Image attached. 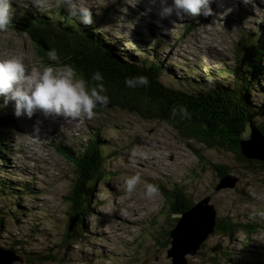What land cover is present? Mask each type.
<instances>
[{
  "label": "rangeland",
  "instance_id": "rangeland-1",
  "mask_svg": "<svg viewBox=\"0 0 264 264\" xmlns=\"http://www.w3.org/2000/svg\"><path fill=\"white\" fill-rule=\"evenodd\" d=\"M75 2L91 8L94 17L90 26L106 36L113 46L162 61L170 75L165 73L161 79L174 88L178 87L174 83L177 80L186 87L199 85V79H193L195 74H202L203 82L208 85L228 81L231 84L230 75H218L216 71L230 72L235 67V45L240 36H254L261 30L258 37L264 43V0L252 6L238 0H211L212 14L209 16L170 15L166 18L146 16L139 10L137 5L140 2L147 4L146 0ZM11 5L12 25L0 32V59L15 55L25 63L26 72L42 70L45 66H63L67 58L52 61L48 53L42 55L37 42L19 22L25 16L30 19L42 14L50 17L57 8L65 11L64 0H11ZM53 37L62 39L57 33H53ZM80 46L84 48V45ZM73 57L76 55L68 56ZM208 70H214V75H207ZM136 103L137 100L132 101V105ZM94 112L91 119L81 116L65 121L61 116L45 118L41 116L43 111L37 109L31 119L17 118L13 115L12 102L5 105L0 97V141L5 148L0 151V168L5 165L10 170L0 169L1 175L13 181L14 187L27 185L32 189L31 194L16 199L19 205H15V212L10 205L16 202L1 195L0 215L6 222L0 244L15 246L14 240L23 239L27 244L20 242L26 245V249L29 246L34 251L44 254L49 251L55 255L54 259H46L40 264H172L173 257L167 250L170 245L181 241L168 231L169 224L189 209L182 212L181 208L186 204L181 202V207L173 210L167 191L179 195L182 191L187 192L196 204L210 195L209 200L215 203L220 217L264 224V166L258 162L242 161L229 150L208 148L204 142L190 139L175 124L161 118L149 119L128 108L110 105ZM36 121L40 122L38 135L33 133ZM261 121L262 118L255 120L256 123ZM93 131L100 133L110 156L116 153L115 147L123 144L126 148H119L123 152L118 153L117 158L106 159L107 174L97 186L93 214L86 218L90 232L79 242L60 247L65 220L75 204L66 198L75 173L73 163L55 144L68 145L78 153ZM61 139L67 145L60 143ZM6 150L12 154L10 159ZM7 160H11L9 166L5 163ZM209 162L229 165L231 172L239 177L237 186L217 190L220 177L214 167L216 164ZM135 173L140 174V182L132 195L126 196L124 178ZM146 183L163 185L166 190L159 188L154 197L148 198L144 195ZM75 194L72 193V197H76ZM203 204L214 207L209 201ZM25 209L30 211L24 215L17 212L27 211ZM17 232L19 234L15 236ZM25 232L28 235L24 236ZM173 240L177 242L173 243ZM216 243L233 249L241 264H264V225L252 234L243 229L233 234L212 232L202 248L185 255L184 264H211V246ZM16 263L30 264L26 260Z\"/></svg>",
  "mask_w": 264,
  "mask_h": 264
},
{
  "label": "trees",
  "instance_id": "trees-1",
  "mask_svg": "<svg viewBox=\"0 0 264 264\" xmlns=\"http://www.w3.org/2000/svg\"><path fill=\"white\" fill-rule=\"evenodd\" d=\"M53 14L50 17L42 14L35 19L25 16L19 23L30 32L32 38L37 42L42 55L46 56L49 50H55L58 58H67L63 62V65L73 66L77 74L82 75L85 80L96 83L90 79L92 72L95 70H99L102 76L109 74L103 77L106 94L110 101L108 105L128 108L147 118H161L169 121L175 124L176 128L190 139L204 142L208 148L233 151L239 159L243 160L246 158L242 154L236 135L240 136L244 133L247 128L246 123L248 121L256 123L255 120L257 118H262V121L258 124H261L259 126L260 131L264 133V51H262L264 50V43L258 37L260 33L262 34L261 30H258V33L254 36L242 34L235 45V67L230 72L225 70L217 71L216 74L218 75H230L231 84L229 81L220 84L213 83L212 85L202 82L192 87L198 89L191 90L179 87L180 85L174 88V86L164 83L161 77L165 73L170 74L167 70L165 71L162 61L149 56H138L135 51H127L120 46H113L111 41L106 40V36L94 30L92 26L80 23L76 18H71V16L59 8ZM53 33H57L62 39L53 37ZM156 37L159 38V36ZM80 44L84 45V48ZM69 54H75L76 57L68 58ZM206 74L214 75V70H208ZM139 75H144L148 78V86L131 87L137 93L136 95L125 90L120 91L122 84H125V78ZM108 78H111V84L107 81ZM113 85L119 87V92L112 89ZM152 86L168 96V99L157 98L152 93ZM178 88H183L189 98H186L181 92L176 91ZM256 96H259V100H256ZM196 98L197 100H195ZM134 100H137V103L132 105V101ZM180 106L186 108L188 116L184 117L180 114ZM174 109L175 112L173 111ZM182 119L187 123L182 121ZM207 123L210 126L207 127ZM102 142L100 133L93 131L88 142L82 144L78 153H74L70 147L55 144L57 149L73 163L76 179L72 192L76 193V197H72V193L66 196L69 203L74 202L75 204L72 210L68 212V217L65 220V231L62 240H60V247L77 243L90 232L86 218L92 215L91 210L95 207L93 201L97 186L104 179L105 174H107L106 159L110 157V153ZM2 143L0 141V144ZM115 150L118 153V150ZM0 151L3 152L1 146ZM195 151L201 156L198 150ZM5 167L1 166V171L2 169L3 171H10ZM214 167L219 175L229 170V166L227 165H214ZM1 171L0 177L2 179L4 177L1 175ZM6 178L0 180V197L4 195L9 200L15 201L16 203L10 205L12 212H15V205H19L16 199H19L22 195L31 194L32 189L27 185L14 187V182ZM3 180L9 181V183ZM158 187L162 191L166 190V187L163 185H159ZM167 193H169L172 199L171 191H167ZM181 195L176 196V198L180 199L179 202L183 200V203L186 204L181 208L183 212L191 208L195 201L187 195V192L183 193L182 191ZM79 198L80 200H78ZM25 210L27 211L17 212L24 215L30 211L29 209ZM1 211L2 209H0ZM216 217L217 225L215 233L233 234L238 231L237 226H239L248 234H252L257 233L259 227L261 228L264 225L256 221L239 223L230 219L229 216L224 218L218 217V214ZM226 218L228 219L227 221ZM171 221L172 223L169 224L168 230L170 232L178 226L180 218L178 216ZM5 222L4 216L0 215L1 238ZM18 234L17 232L15 236ZM23 235H28V233L25 232ZM20 240L24 244H27V241L23 239H16L13 243L17 247L10 245L11 243H5V246L3 244L0 245L11 250H17L16 252H19L25 258L21 262L26 260L30 264H40L46 259H54L55 255L49 251L44 254L40 253V251H34L29 246L26 249V245L21 244ZM203 246L204 242L197 251ZM211 249V264L242 263L238 257L234 256L236 253L233 252V249L221 243L212 245Z\"/></svg>",
  "mask_w": 264,
  "mask_h": 264
},
{
  "label": "clouds",
  "instance_id": "clouds-1",
  "mask_svg": "<svg viewBox=\"0 0 264 264\" xmlns=\"http://www.w3.org/2000/svg\"><path fill=\"white\" fill-rule=\"evenodd\" d=\"M157 0H152L156 3ZM211 0H159L158 15L166 18L170 15L209 16L212 14ZM69 16L76 17L80 23L91 25L93 13L90 7L77 4L75 0H64ZM13 11L11 0H0V32L6 31L12 25ZM48 58L58 59L55 50L48 51ZM90 84L82 75H78L71 65L45 66L42 70L26 72L23 60L15 55L0 59V97L6 105L13 104V115L31 119L35 110L40 109L44 115L55 114L67 120L84 116L91 119L97 108L106 107L109 97L106 94L103 76L99 70L92 72ZM128 87L148 86L149 80L144 75L125 78ZM175 112V109L173 110ZM182 116H188L184 106L179 107ZM39 121L33 125V133L39 134ZM140 174L135 173L124 178V192L131 196L140 182ZM159 192L158 185L146 183L144 195L154 197Z\"/></svg>",
  "mask_w": 264,
  "mask_h": 264
},
{
  "label": "water",
  "instance_id": "water-1",
  "mask_svg": "<svg viewBox=\"0 0 264 264\" xmlns=\"http://www.w3.org/2000/svg\"><path fill=\"white\" fill-rule=\"evenodd\" d=\"M246 127L244 133L240 136L237 135L240 149L246 158L245 160L264 161V134L260 133L250 121L247 122ZM228 186H233L232 181L221 179L216 189L219 190ZM203 202L207 203V200ZM203 202L198 204L195 202L189 210L184 212L178 226L171 232L172 236L177 235V241L179 239L181 241L178 244H173V248L169 251V255L174 256L173 264L186 263L185 255L195 253L209 234L216 228L217 220L215 219L216 214L213 206L209 204L205 205ZM186 230H189L190 233L185 234ZM177 241L173 240V243ZM6 249L0 245V264H17L16 262L23 261V258L16 254L14 250L9 249L8 253L1 251Z\"/></svg>",
  "mask_w": 264,
  "mask_h": 264
},
{
  "label": "bare ground",
  "instance_id": "bare-ground-1",
  "mask_svg": "<svg viewBox=\"0 0 264 264\" xmlns=\"http://www.w3.org/2000/svg\"><path fill=\"white\" fill-rule=\"evenodd\" d=\"M141 1V0H140ZM147 1V4H145V3H143V2H140L139 3V5H137V7H138V9L139 10H141V11H143L144 13H145V15L147 16V15H155V16H157L158 15V12H159V0H157V2L156 3H152V0H146ZM248 6H252L253 4H257L258 3V1H261V0H243ZM36 2H37V0H36ZM41 2V1H40ZM169 2H170V0H169ZM100 4V3H99ZM259 4V3H258ZM96 5V4H95ZM94 5V6H95ZM145 5V6H144ZM233 7V6H232ZM255 7V6H254ZM249 9V8H248ZM66 11V10H65ZM237 13V12H236ZM96 14V13H95ZM174 15V14H173ZM250 16V15H249ZM169 20V19H168ZM214 22V21H213ZM175 23V22H174ZM181 23V22H180ZM215 23V22H214ZM107 25V24H106ZM152 25V24H151ZM159 25V24H158ZM216 25V24H215ZM95 30V29H94ZM39 31V30H38ZM94 34V33H93ZM159 35V34H158ZM97 36V35H96ZM219 38V37H218ZM189 39V38H188ZM202 39V38H201ZM221 39V38H220ZM120 40V39H119ZM110 41V40H109ZM190 41V40H189ZM217 41V40H216ZM209 43H211V42H209ZM229 43V42H228ZM190 45V44H189ZM264 45V44H263ZM138 48V47H137ZM258 50V49H257ZM125 51V50H124ZM226 51V50H225ZM262 51H264V50H262ZM136 52V51H135ZM146 53V52H145ZM118 54V53H117ZM154 54V53H153ZM164 54V53H163ZM205 54V53H204ZM225 54V53H224ZM125 55V54H124ZM233 55V54H232ZM156 56V55H155ZM158 56V55H157ZM264 56V55H263ZM168 58V57H167ZM235 60V59H234ZM223 61V60H222ZM187 62V61H186ZM195 65V64H194ZM215 66V65H214ZM163 67H164V65H163ZM223 68V67H222ZM263 68V67H262ZM164 69H166V67H164ZM209 69V68H208ZM212 69V68H211ZM215 69V68H214ZM217 72V71H216ZM107 75H109V74H105L103 77H106ZM199 79V80H197V82H203L204 80H205V78H204V76L201 74V75H199V74H195V76H193V79L195 80V79ZM264 78V77H263ZM86 81H88V80H86ZM107 81L111 84L112 82H111V78H108L107 79ZM89 82V81H88ZM105 82H106V79H105ZM89 83H91V84H95L94 82L92 83V82H89ZM175 84L177 83L178 84V86L179 87H183V88H189V89H191V90H194V89H198V88H192V87H186L185 85H184V83L181 81V80H177V81H175L174 82ZM154 86H152V93L157 97V98H162L163 100H167L168 99V96H166V95H164L163 93H161L158 89H155V88H153ZM260 87V86H259ZM183 88H178L176 91H178V92H181L182 93V95H185L186 96V98H189L187 95H186V93H185V90L183 89ZM114 91H116V92H119V87H117L116 85H113V88H112ZM122 90H125V91H127V92H130V93H132V94H134V95H136L137 93L131 88V87H128V86H126L125 84H122V87H121V89H120V91H122ZM263 91V90H262ZM256 92V91H255ZM164 95V96H163ZM255 95V94H254ZM195 100H197V98L195 99ZM251 103V102H250ZM9 110V109H8ZM38 113V112H37ZM211 113H213V111H211ZM41 116H44L45 118H59L60 116H57V115H55V114H49V115H44V113L41 115ZM149 119H154V120H156V118H149ZM66 121V120H65ZM105 121V120H104ZM93 122V121H92ZM222 123H223V121H221ZM251 122V121H250ZM67 123V122H66ZM239 123V122H238ZM93 124V123H92ZM251 124L260 132V133H262V134H264L263 132H261L260 130V125L261 124H258V123H254V122H251ZM47 125V124H46ZM246 125H247V123H246ZM43 126H44V124H43ZM63 126V125H62ZM65 126V125H64ZM214 126V125H213ZM64 129V128H63ZM72 129V128H71ZM81 130V129H80ZM85 130V129H84ZM1 131V130H0ZM90 131V130H89ZM70 132V131H69ZM83 132V131H82ZM87 132V131H86ZM1 134V133H0ZM69 135V134H68ZM80 135V134H79ZM89 135V134H88ZM122 136V135H121ZM237 136V135H236ZM90 138V137H89ZM78 140V139H77ZM75 141V140H74ZM59 142L60 143H62V144H65V145H67L66 143V141H64V140H59ZM114 142V141H113ZM71 143V142H70ZM82 143V142H81ZM70 145H73V144H70ZM69 145V146H70ZM79 145V144H78ZM0 146L2 147V149H5L4 147H3V143L2 144H0ZM68 146V145H67ZM115 146H117V142L114 144V147ZM120 147H122V148H126L125 146H123V144L120 146ZM120 147H115L114 149H118V153H120V154H122V152H120L119 151V148ZM212 150V149H211ZM24 151H27V150H25L24 149ZM233 152V151H232ZM118 153L116 152L114 155H112V156H110L111 158L112 157H115L116 156V158H117V156H119L118 155ZM6 154H7V157H8V159H10L11 158V156H12V154L9 152V150H6ZM215 154V153H214ZM233 154H234V156L236 157V158H238L237 156H236V154L233 152ZM11 160H7L5 163L7 164V166H9V162H10ZM242 161H250V160H242ZM254 161H256V162H258L261 166H264V161H261V160H254ZM210 163H212V162H210ZM212 164H216V165H220V166H222V165H227V164H222V163H218V162H213ZM2 165V164H1ZM3 166H5V165H3ZM131 167H132V165H130ZM227 166H229V165H227ZM5 169V168H4ZM177 172V171H176ZM218 172V171H217ZM228 175H230V176H228ZM218 176L220 177V180L221 179H225L226 181H232V183H233V186H228L227 188H229V189H232L233 187H236L237 186V182H238V180H239V177H237L234 173H232L231 172V170L229 169V170H227V171H225V172H223V173H221L220 175H219V173H218ZM185 179V178H184ZM219 180V181H220ZM75 182H76V179L75 178H73V183H71V186H70V189H69V191H68V194H70V193H72L71 192V190H73V187H74V185H75ZM101 183V182H100ZM100 183H98V184H100ZM198 186V185H197ZM194 196V195H193ZM211 196L210 195H208V196H204L203 198H201L200 200H207V202L209 201L210 203H213L214 204V207H213V209H214V211H215V214H216V216H217V214H218V217H220V215H219V213H218V211H217V209L215 208L216 207V205H215V203L214 202H212V201H210L209 200V198H210ZM210 205V204H209ZM94 209V208H93ZM93 209L91 210L92 211V214H93ZM138 218V217H137ZM179 218L181 219L182 218V215H179ZM168 220H170V218H168ZM236 222H239V223H241L240 221H237V220H235ZM171 223H172V221H171ZM165 225V224H164ZM237 229L239 230V229H241V227H239V226H237ZM213 232H215V230L213 231ZM185 234H189L190 233V231L189 230H186L185 232H184ZM212 233V232H211ZM219 234V233H218ZM248 244V243H247ZM246 245V244H245ZM173 248V245H170V247L168 248V254H169V251L171 250ZM13 250V249H12ZM1 251H3V252H9V249L7 248L6 250H1ZM15 251V250H14ZM251 251H255V249H252ZM16 252V251H15ZM256 252V251H255ZM16 253H18L19 254V256L21 257V258H23V259H25L23 256H21L20 255V253L19 252H16ZM170 256H172L173 257V259H174V256L173 255H170ZM250 258V257H249ZM248 258V259H249ZM173 264V263H172ZM182 264H184V262H182Z\"/></svg>",
  "mask_w": 264,
  "mask_h": 264
},
{
  "label": "flooded vegetation",
  "instance_id": "flooded-vegetation-1",
  "mask_svg": "<svg viewBox=\"0 0 264 264\" xmlns=\"http://www.w3.org/2000/svg\"><path fill=\"white\" fill-rule=\"evenodd\" d=\"M174 193V194H173ZM172 193V199H178V200H176L174 203H173V209H174V207H176V208H180L181 207V202H179V198H176V196L175 195H178V196H182V195H179L178 193H176V192H173ZM174 201V200H173ZM182 202H183V200H182Z\"/></svg>",
  "mask_w": 264,
  "mask_h": 264
}]
</instances>
